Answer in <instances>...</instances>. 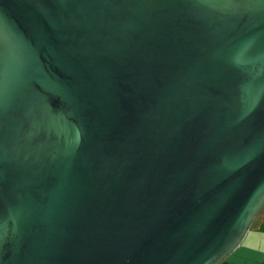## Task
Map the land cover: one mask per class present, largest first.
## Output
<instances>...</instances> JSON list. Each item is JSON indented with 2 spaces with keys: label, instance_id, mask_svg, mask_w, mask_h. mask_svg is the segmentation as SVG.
<instances>
[{
  "label": "water",
  "instance_id": "water-1",
  "mask_svg": "<svg viewBox=\"0 0 264 264\" xmlns=\"http://www.w3.org/2000/svg\"><path fill=\"white\" fill-rule=\"evenodd\" d=\"M264 206V0H0V264H220Z\"/></svg>",
  "mask_w": 264,
  "mask_h": 264
},
{
  "label": "crops",
  "instance_id": "crops-1",
  "mask_svg": "<svg viewBox=\"0 0 264 264\" xmlns=\"http://www.w3.org/2000/svg\"><path fill=\"white\" fill-rule=\"evenodd\" d=\"M220 264H264V214L257 224L249 227L240 244Z\"/></svg>",
  "mask_w": 264,
  "mask_h": 264
},
{
  "label": "rangeland",
  "instance_id": "rangeland-1",
  "mask_svg": "<svg viewBox=\"0 0 264 264\" xmlns=\"http://www.w3.org/2000/svg\"><path fill=\"white\" fill-rule=\"evenodd\" d=\"M264 214V207H262L258 212L257 214L255 215V217L253 218L251 224H250V227L254 226L255 224L258 223L259 221V218Z\"/></svg>",
  "mask_w": 264,
  "mask_h": 264
}]
</instances>
